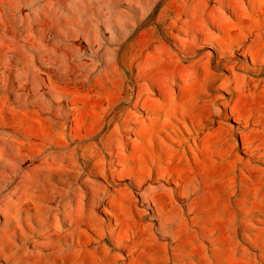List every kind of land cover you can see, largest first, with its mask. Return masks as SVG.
Returning <instances> with one entry per match:
<instances>
[{
    "label": "rangeland",
    "instance_id": "obj_1",
    "mask_svg": "<svg viewBox=\"0 0 264 264\" xmlns=\"http://www.w3.org/2000/svg\"><path fill=\"white\" fill-rule=\"evenodd\" d=\"M0 264H264V0H0Z\"/></svg>",
    "mask_w": 264,
    "mask_h": 264
}]
</instances>
